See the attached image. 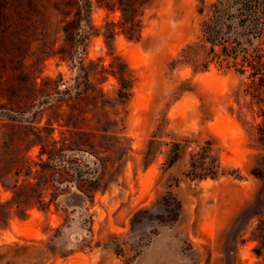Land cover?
Listing matches in <instances>:
<instances>
[{
	"label": "rangeland",
	"instance_id": "1",
	"mask_svg": "<svg viewBox=\"0 0 264 264\" xmlns=\"http://www.w3.org/2000/svg\"><path fill=\"white\" fill-rule=\"evenodd\" d=\"M35 3L0 0V211L11 209L0 224V264H264L256 253L264 227L262 107L234 71L173 64L201 36L200 0H156L141 39L120 34L111 48L85 19L86 46L79 35L69 41L67 21L78 27V17L55 0ZM119 19L97 7L92 16L97 28ZM68 51L73 62L61 59ZM81 57L107 69L121 58L134 78L129 101L119 102L109 76L88 96L58 105L78 83ZM50 138L65 149L69 171L32 176L24 216L11 169L25 154L38 166ZM202 159L206 167L217 161L223 175L194 180L191 164Z\"/></svg>",
	"mask_w": 264,
	"mask_h": 264
},
{
	"label": "trees",
	"instance_id": "2",
	"mask_svg": "<svg viewBox=\"0 0 264 264\" xmlns=\"http://www.w3.org/2000/svg\"><path fill=\"white\" fill-rule=\"evenodd\" d=\"M156 0H55V5H61L63 13L68 17L77 16L80 24L77 22L74 28L70 25L72 22L67 21L65 34L70 38L79 35L81 42L86 46V42L91 37V32L83 31L82 25L85 19L86 25L96 35H103L107 45L113 47L115 38L122 34L129 40H140L143 30V17L146 9ZM39 5L40 0H35ZM104 9L108 12H120L118 21H106L101 28H97L92 20L95 8ZM198 13L202 17L201 36L197 42L187 45L181 52L179 59L174 60V65H189L196 72H207L214 65L221 71H234L241 77H246L250 83L248 91L257 100L261 108V117L263 120L259 128L261 139L264 137V0H215L209 3L207 0H200ZM75 23V21L73 22ZM77 33V34H75ZM114 52L112 51L111 55ZM63 61L73 62L71 52L61 54ZM86 57L79 58L77 67L80 76L78 83L73 88L66 87L68 92L66 98H59L56 103L61 107L65 103L75 99L88 96L95 88L109 79V76L117 80L116 96L121 103L129 101L134 87V78L130 73L127 64L119 57H114L110 64V69L96 64L93 61L87 63ZM27 65L23 69L27 70ZM102 93H104V90ZM34 100H28L26 103L31 104ZM11 125L15 128V120H10ZM34 134L38 137L40 129L33 126ZM47 144H40L39 153L40 162L34 164L26 158V154L20 158V161L12 167L11 171L15 177L12 187L15 190V207L22 211L24 216L32 206V196L29 192L35 189V184L31 179L37 173L54 172L62 177L65 171H69L65 160V149L58 146V141L54 138L47 140ZM31 147L37 145L34 142ZM15 149V141L12 143ZM27 150H25L26 152ZM47 159L44 160V156ZM179 156L172 158L171 165L177 162ZM40 167L41 170H35ZM2 157H0V179H2ZM191 177L195 179L218 178L223 175L221 165L216 161L213 165L206 167L205 159L200 162L193 161L191 164ZM38 169V168H37ZM27 179L20 183L21 176ZM59 184L62 182H58ZM60 190V187L57 188ZM62 190V189H61ZM38 196L42 197V192L38 191ZM176 202L175 216L179 217L182 209L180 201ZM167 206L171 205L170 199H166ZM44 209L48 211L50 205L43 204ZM0 224L9 221L11 209L6 213L0 211ZM23 217V216H21ZM257 239L260 246L256 249L259 256H264V227L257 229Z\"/></svg>",
	"mask_w": 264,
	"mask_h": 264
}]
</instances>
